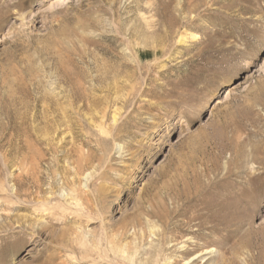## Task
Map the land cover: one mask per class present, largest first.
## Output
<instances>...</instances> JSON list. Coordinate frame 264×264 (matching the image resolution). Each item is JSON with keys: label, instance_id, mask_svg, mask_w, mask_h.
Instances as JSON below:
<instances>
[{"label": "rangeland", "instance_id": "rangeland-1", "mask_svg": "<svg viewBox=\"0 0 264 264\" xmlns=\"http://www.w3.org/2000/svg\"><path fill=\"white\" fill-rule=\"evenodd\" d=\"M263 58L264 0H0V264H264Z\"/></svg>", "mask_w": 264, "mask_h": 264}, {"label": "bare ground", "instance_id": "bare-ground-1", "mask_svg": "<svg viewBox=\"0 0 264 264\" xmlns=\"http://www.w3.org/2000/svg\"><path fill=\"white\" fill-rule=\"evenodd\" d=\"M185 40V36H181V39H180V42H184ZM264 59V58H263ZM262 66L264 67V62L262 64ZM229 88H226L224 91H226L224 94H219V97H217L213 103L209 106L208 110H209V114L211 115H214L216 114L222 107V104H223V100L225 97L229 96L230 95V90H228ZM223 91V92H224ZM163 136V135H162ZM159 144L161 143V138L158 139ZM135 170L137 172H139L141 170V166H140V163L137 164L135 166ZM122 196V189H119L118 192H117V198L115 200V204H117V199H119L120 197ZM201 255L200 254H196L192 260H196L198 258H200Z\"/></svg>", "mask_w": 264, "mask_h": 264}]
</instances>
